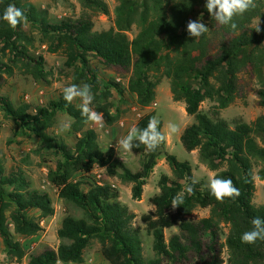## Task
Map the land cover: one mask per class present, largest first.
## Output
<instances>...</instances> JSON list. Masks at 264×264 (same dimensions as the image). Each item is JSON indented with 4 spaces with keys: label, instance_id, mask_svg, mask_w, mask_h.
Listing matches in <instances>:
<instances>
[{
    "label": "trees",
    "instance_id": "trees-1",
    "mask_svg": "<svg viewBox=\"0 0 264 264\" xmlns=\"http://www.w3.org/2000/svg\"><path fill=\"white\" fill-rule=\"evenodd\" d=\"M79 2L93 13L110 14L103 0ZM9 4L24 12V19L15 29L2 19ZM205 4L206 0H117L114 25L96 31L88 12L52 24L41 20L28 1L0 0V52L7 50L13 59L16 58L15 62L25 61L23 65L32 70L35 79L45 78L44 57L29 54V46L34 41L32 35L25 32L26 23H29L37 29L47 51L61 54L65 57V65L73 67L72 83L92 86L95 102L102 105L98 112L108 123L117 120V116H110L106 104L101 103L95 73L89 66L91 58L128 76V89L136 95L141 108L154 101L161 77L171 79L173 96L184 101L186 113L193 117V122L181 133L183 147L188 152L198 150L200 161L208 169L221 178L231 179L239 189L237 198L219 202L209 186L198 181L193 186V193L184 195L183 204L173 208V197L193 179L192 169L188 162L179 161L168 153L164 142L151 153L140 144L139 167L132 171L114 158L112 152L98 149L93 129L86 130L73 149L47 134L50 120L58 111L70 115L77 129L87 122L80 108L72 102L69 104L61 98L32 114L27 112V107H15L0 94V109L7 118L43 142L54 141L61 158L55 169L49 170L48 181L56 188L60 199L74 203L83 212L80 218L65 215L57 230V237L64 242L56 249L44 245L27 254V264L80 263L83 251L92 239L101 243L107 264H264V241L244 244L240 239L243 232L252 228L253 218H264V203L253 202L255 165L259 166V179L264 180V113L249 123L241 119L229 122L200 109L201 102L213 97L211 79L223 56L236 53L238 71L258 75L260 86L252 88V92L257 97V104L264 107V61L257 68V63L252 62L254 49H248L243 42V38L252 35L254 20L260 17L264 24V0H256L255 8L234 17L235 30L219 24L209 15ZM197 19L209 30L193 38L188 35L186 25L189 20ZM132 30L135 34L129 37ZM3 71L11 74V64L0 61V82ZM152 117L151 114L142 115L136 126L145 128ZM159 129L162 132L161 121ZM162 157L173 175L160 177L159 192L149 198L154 211L141 215L146 234L152 236L153 256L145 258L141 230L133 225L136 214L119 200L118 192L97 182L83 190L75 174H89L95 166L105 168L122 181L130 182L131 196L138 200L150 173ZM7 187H11L10 190ZM196 207H208L209 214L192 220L189 216ZM171 209L175 210L177 230L166 240L162 221L155 217ZM32 210L39 212L38 217L31 214ZM53 212L52 200L47 193L32 189L19 169L6 174L0 165V238L10 253L20 258L26 255L19 243L13 241L9 222L16 233L31 236L42 230L40 218ZM224 250L226 258L222 255Z\"/></svg>",
    "mask_w": 264,
    "mask_h": 264
},
{
    "label": "rangeland",
    "instance_id": "rangeland-1",
    "mask_svg": "<svg viewBox=\"0 0 264 264\" xmlns=\"http://www.w3.org/2000/svg\"><path fill=\"white\" fill-rule=\"evenodd\" d=\"M30 2L41 20L52 24H59L64 19L77 18L83 12H88L93 21V29L96 31L107 30L112 27L114 20V7L117 0H103L109 8V15L93 13L84 9L79 0H24ZM256 20L251 24L254 27ZM261 31L255 29L251 36L243 38L248 49H254L252 62L257 63V68L264 61V24L260 23ZM25 32L32 35L33 45L29 46V54L33 57H44L45 78L35 79L29 67L24 66L25 61L13 59L7 50L0 52V61L11 64V74L2 72L3 80L0 82V94L6 96L15 107H27V112L34 114L38 108L46 107L51 102H58L63 98V88L72 84L73 67L65 65V57L59 53L47 51V45L41 40L37 29L26 23ZM135 34V30L128 33L129 37ZM1 47V44H0ZM237 53L223 56L218 71L211 79L214 85L213 97L205 99L200 104V109L214 117H221L229 122L241 119L247 123L253 121L258 115L264 113V107L257 104V97L252 88L260 86L258 75H251L246 71H238L236 62ZM89 66L94 70L98 83L97 93L101 103L106 104L110 116H117V120L108 123L103 117V126L87 121L80 129L75 126V120L63 111H58L50 120L47 134L58 143L74 148L77 139L86 130L93 129L96 133L98 149L102 152H112L114 158L122 161L129 169L135 171L139 167L138 148H133L132 153L125 152L119 145V140L127 135L132 126H136L138 119L144 114L156 116L162 122V133L166 139L165 149L173 154L179 161L188 162L192 169V177L198 181L209 184V175L215 173L207 168L198 157V150L186 151L180 136L186 125L193 122V117L185 111V104L181 98H175L171 89V79L166 76L160 78L156 87L154 101L147 107L141 108L136 102V95L128 89V76L120 75L115 70L107 68L95 58H91ZM248 70L250 67H247ZM108 97V99L106 98ZM75 107L80 108L81 100L72 101ZM102 105L93 100L91 107L98 112ZM102 114V113H101ZM72 121L69 131L61 132L60 123ZM175 123L179 131L168 136V124ZM123 125V126H122ZM61 158L60 152L54 146V141L43 142L32 132L20 128L12 119L0 109V165L6 174L18 169L26 177L32 189L47 193L54 208L52 215L40 218L42 230L35 235L22 236L14 231L9 222V230L13 241L19 243L26 255L22 258L10 253L0 238V264H27V254L36 252L46 245L56 249L63 240L57 237L65 215L75 218L83 217L82 210L74 203L60 199L56 188L48 181L49 170L55 169L57 160ZM259 166H254L255 193L253 202L257 205L264 203V180L258 177ZM167 175L172 177V171L165 158L157 161L150 173L146 184L143 186L141 198L136 200L131 196V183L122 181L118 175L111 174L105 168L95 166L89 174H75V178L81 182V188L86 190L88 185L105 183L118 192L119 200L129 210L136 214L133 221L134 227L140 231L142 254L145 258L152 257V236L145 232V224L141 221V215L154 211L149 203V198L159 192L158 181L160 177ZM11 187H7L10 190ZM31 214L39 215L32 210ZM209 214L208 207H196L189 218L198 220ZM155 218L162 221L165 239L168 240L177 230V218L175 210L171 209L162 216ZM227 232V228L224 227ZM223 257H227L226 250ZM58 264H107L103 254V247L97 239H92L83 251V259L80 263L59 262Z\"/></svg>",
    "mask_w": 264,
    "mask_h": 264
},
{
    "label": "clouds",
    "instance_id": "clouds-1",
    "mask_svg": "<svg viewBox=\"0 0 264 264\" xmlns=\"http://www.w3.org/2000/svg\"><path fill=\"white\" fill-rule=\"evenodd\" d=\"M205 7L211 17L219 24L229 26L232 30L237 28L234 22V17L242 16L249 10L256 7V0H206ZM3 20L8 25L15 29L24 19V12L13 4H9L4 13ZM260 17L256 20L253 29L257 32L261 31ZM186 30L189 36L195 38L200 37L208 32L206 26L199 19L189 20L186 25ZM81 100L80 111L81 115L86 117L87 121L93 122L99 126H103V115L95 111L91 104L94 100L92 86L88 83L79 85L72 83L63 88V99L67 103H71L74 99ZM72 121H63L60 123V131L65 132L71 129ZM160 121L156 116H153L148 121L145 128L141 129L138 126H132L127 135L119 140L120 147L128 153H132L133 148H138L143 144L149 153L156 149L165 141L166 136L159 129ZM123 126V125H122ZM168 136L179 131L175 123L168 124ZM198 183V179L194 178L191 183H186L183 190L173 197L171 205L173 208L183 204L185 194H192L194 185ZM209 189L211 194L219 202H223L225 198L235 199L239 196V189L233 184L231 179H224L217 176L215 173L209 175ZM252 228L242 233L240 239L244 244H255L258 240L264 241V218L255 217L252 219Z\"/></svg>",
    "mask_w": 264,
    "mask_h": 264
}]
</instances>
